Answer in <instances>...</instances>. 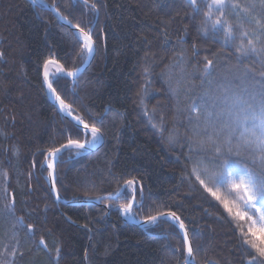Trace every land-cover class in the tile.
<instances>
[{"label": "trees", "instance_id": "16d2710c", "mask_svg": "<svg viewBox=\"0 0 264 264\" xmlns=\"http://www.w3.org/2000/svg\"><path fill=\"white\" fill-rule=\"evenodd\" d=\"M46 1L73 25L92 29L96 50L88 67L76 80L54 72L51 82L73 114L104 136L89 153H60L56 189L63 200L84 193L102 199L57 201L43 164L49 149L91 137L61 115L43 83L46 60L67 71L84 63L82 41L44 5L0 0V264H185L178 223H126L121 206L129 202L136 219L176 213L193 246L189 264H264L241 242V228L249 227L256 237L248 239L260 242L259 212L246 208L230 184L214 185L201 174L228 201L229 213L192 171L219 170L215 145L227 151V121L219 116L225 90L249 103L264 96V51H237L249 40L264 49V0H224V8L212 10L211 21L231 26L235 39L227 43L223 31H205L207 0H197L199 12L188 0ZM231 147L234 169L264 171L259 153L236 139Z\"/></svg>", "mask_w": 264, "mask_h": 264}, {"label": "snow or ice", "instance_id": "6c2138e0", "mask_svg": "<svg viewBox=\"0 0 264 264\" xmlns=\"http://www.w3.org/2000/svg\"><path fill=\"white\" fill-rule=\"evenodd\" d=\"M84 3L88 4L89 0H73V4L76 3ZM32 3L36 5L37 3H44V0H32ZM188 3L193 5V10L199 12V8L197 7V0H188ZM55 8V5L52 6ZM209 11L205 13V31L209 28L213 33H219L223 31L224 33V41L227 43L231 39H235L232 35L231 26L225 27L226 21H222L221 19H217L215 21H211L212 10H220L225 7L224 0H213L211 4L207 5ZM236 7V6H233ZM254 7V6H253ZM92 8L95 10V4H92ZM58 11V9H57ZM60 19L65 20L67 23H71V21H67L66 17L61 16ZM253 20L255 18L253 17ZM209 21L211 23L209 24ZM256 24H260L259 20H255ZM78 29V37L81 43L82 52H86L91 55L94 52V41L92 38V29L89 28L88 31H85L83 27L79 24L74 26ZM264 27V25H261ZM244 35H247L246 33ZM237 51L242 55H248L249 53H256L258 51H264V49H257L253 44V41L249 40L248 45H241ZM2 55V54H0ZM212 61L209 60L205 65L204 72L210 73ZM49 65H57L56 74L63 72V66L59 65V62L53 59L46 60L44 62V82L47 84V87L55 93V89L52 86V82L49 80ZM77 70L68 71V76H75ZM147 71V70H145ZM55 99L58 102L59 110L61 112H66L68 115H71V105L65 103L63 99L57 94L55 95ZM220 102L225 107V111H221L219 116H222L226 119L227 123L221 131L227 132V137L225 139V144L227 145V151L222 150L221 145H215V157L214 160L218 161L219 170H210L207 167L203 168H193V174H195L197 181L204 187V189L211 194V196L215 197L216 200L221 201L223 203L224 208L232 213V208L229 207V203L226 200H222L221 196L218 194V188L216 191L213 190L212 187H209V184L206 183L204 179L201 178V174L207 176V180L217 186H228L231 185V189L233 192L238 194L239 200L243 203V205L249 210H255L259 212L260 221H264V171L259 174L250 172L247 168H235L231 163V152L232 147L231 143L233 139L241 142L244 147L250 149L254 153L260 154V162L264 165V96L261 99L256 100L255 97L251 98V103L243 99L240 95H237L235 92H230L229 90H225L224 95L220 98ZM193 111H197L196 107L193 106ZM208 116H211V113H208ZM219 118V117H218ZM74 119L78 122V124L82 125V131L85 135L90 134L91 140H86L81 142L80 140L68 139L67 144H61L59 148H51L49 149V157L47 167L51 170L49 175L53 177L52 185L53 190L55 191V163L57 161L58 155L62 150L68 148H76L78 150H83L86 147L95 146L96 143L100 142L103 136V133L100 128L96 127L95 124L89 125L85 123L80 116H75ZM219 133H217L218 135ZM209 140H213L212 135H209ZM215 144V142L213 141ZM79 154V153H77ZM200 163H203L202 161ZM43 167V165H41ZM127 187L134 188L133 181L126 182ZM85 199H93L88 193H84ZM113 194H109V198L112 197ZM118 195V194H117ZM57 200L60 199V194L56 192ZM79 196L74 197V199H79ZM96 200L102 199L100 196L94 197ZM259 205V207H258ZM125 214L131 213L133 204L129 202L128 204L121 206ZM165 213H157L155 216H149L146 218L147 222L155 224L160 217H163ZM237 216L241 214L239 212L236 213ZM168 216L174 222H178L179 229L183 231V243L186 246L187 256L185 257V264H189L188 257L193 256V246L189 241L188 231L185 229V225L182 220L176 213H168ZM29 230H31V225L28 226ZM241 242L244 245H251V248H254L259 256L264 257V230H261V235L258 238L259 243L255 239H248V237H256V232L252 230L251 227L248 228L247 232L241 228ZM40 244H43L44 241H39ZM59 251V250H57ZM250 264H256V261L253 260Z\"/></svg>", "mask_w": 264, "mask_h": 264}, {"label": "water", "instance_id": "95a60500", "mask_svg": "<svg viewBox=\"0 0 264 264\" xmlns=\"http://www.w3.org/2000/svg\"><path fill=\"white\" fill-rule=\"evenodd\" d=\"M31 2H32V0H30ZM46 8H48L49 10H51L57 17H58V19H59V21L61 22V23H63V24H65V25H67L72 31H74V33L77 35V33H78V29H76L74 26L75 25H73L72 23H67L65 20H62V19H60V17H61V15L59 14V12L55 9V8H53L52 7V5L51 4H49L46 0H44V3H42ZM68 21V20H67ZM78 36V35H77ZM95 50H96V46H95V43H94V52L91 54V55H87V57H86V59H85V61H84V63L79 67V68H77L76 70V75L75 76H68L67 75V70L63 67V69H64V71L63 72H61V73H59V74H61L62 76H67V77H69L70 79H72V80H75L87 67H88V65L90 64V62L92 61V59H93V56H94V54H95ZM54 60V59H53ZM59 65H61L60 63H59ZM43 73H44V67H43ZM43 82H44V76H43ZM44 85H45V87H46V89L48 90V87H47V84L44 82ZM52 92V91H51ZM55 95H57V93H56V91H55V93H53L52 92V96L50 97V100H51V102L57 107V109H58V111L62 114V116L63 117H65V118H67V119H69V120H71V121H73L74 123H75V125L78 127V128H80V129H82V125H80V124H78V122L74 119V115L72 114V112H71V115H68L66 112H61L60 110H59V105H58V102L56 101V99H55ZM103 139H104V136H102V139H101V141L100 142H98V143H96L95 144V146H92V147H86L85 149H83V151H84V154H86V153H89V152H91V151H93V150H95V149H97L101 144H102V142H103ZM82 142H84V141H82ZM67 144V143H66ZM65 150V149H64ZM63 151V150H62ZM61 151V152H62ZM60 155V154H59ZM59 155H58V157H57V161H58V158H59ZM57 161H56V163H55V181H56V164H57ZM43 164H44V166L47 168V170H48V176H47V183H48V187H49V189H50V191H51V193L55 196V198H56V192H57V189H56V184H55V191L53 190V185H52V181H53V177L52 176H50L49 175V172L51 171L48 167H47V164H48V159H44V162H43ZM134 189H135V184H134ZM56 200H57V198H56ZM57 201H60V202H62V203H65V204H97V203H99V201L98 200H96V199H92V200H83V199H81V200H63V199H59V200H57ZM168 213H172V212H167V213H165V215L163 216V217H160L159 219H169L170 221H172V222H174L173 220H171L170 219V217L168 216ZM177 216V215H176ZM121 217H122V219L124 220V221H126V222H131V223H133V224H136V225H139V226H144V225H147V224H149V222H147V220L146 219H142V220H136V219H133V218H130V217H128L127 215H125L124 213H123V211H121ZM174 223H178V222H174ZM185 229H186V227H185ZM181 230V232L183 233V231L184 230H182V229H180ZM187 230V229H186ZM190 241V240H189ZM186 256H187V253H186ZM188 260H189V263H194V261H193V257H188Z\"/></svg>", "mask_w": 264, "mask_h": 264}, {"label": "bare ground", "instance_id": "6f19581e", "mask_svg": "<svg viewBox=\"0 0 264 264\" xmlns=\"http://www.w3.org/2000/svg\"><path fill=\"white\" fill-rule=\"evenodd\" d=\"M38 4H41V3H38ZM43 5V4H42ZM53 6V5H52ZM60 14V13H59ZM61 15V14H60ZM88 55V54H87ZM55 60V59H54ZM56 70H57V65H49V80L51 81V79H52V76H53V74H54V72H56ZM76 80V79H75ZM44 83V82H43ZM45 86V85H44ZM45 89H46V87H45ZM46 91H47V94H48V97H49V99H50V97L52 96V92H51V90L48 88V90L46 89ZM57 93V92H56ZM51 101V100H50ZM71 112H72V110H71ZM72 114H73V112H72ZM62 115V114H61ZM74 115V114H73ZM75 116V115H74ZM89 140H91V138L89 139ZM66 150V149H65ZM64 151V150H63ZM62 151V152H63ZM46 157H48V159H50V157H49V154L46 156ZM45 157V158H46ZM44 158V159H45ZM48 176V175H47ZM46 181H47V178H46ZM48 184V183H47ZM94 199V198H93ZM83 200H92V199H83ZM99 201V200H98ZM100 203V202H99ZM99 203H97V204H99ZM124 221V220H123ZM124 222H126V221H124ZM126 223H131V222H126Z\"/></svg>", "mask_w": 264, "mask_h": 264}, {"label": "rangeland", "instance_id": "374dc122", "mask_svg": "<svg viewBox=\"0 0 264 264\" xmlns=\"http://www.w3.org/2000/svg\"><path fill=\"white\" fill-rule=\"evenodd\" d=\"M209 2V4H211L213 2V0H207ZM123 211V209H122ZM124 212V211H123ZM128 217L130 218H134L133 214L132 213H129V214H126Z\"/></svg>", "mask_w": 264, "mask_h": 264}]
</instances>
